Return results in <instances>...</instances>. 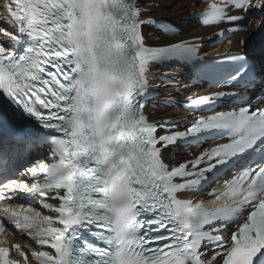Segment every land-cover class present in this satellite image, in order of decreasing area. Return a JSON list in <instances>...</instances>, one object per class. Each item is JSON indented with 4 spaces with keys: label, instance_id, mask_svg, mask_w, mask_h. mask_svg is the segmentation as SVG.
Listing matches in <instances>:
<instances>
[{
    "label": "snow or ice",
    "instance_id": "6c2138e0",
    "mask_svg": "<svg viewBox=\"0 0 264 264\" xmlns=\"http://www.w3.org/2000/svg\"><path fill=\"white\" fill-rule=\"evenodd\" d=\"M200 3L203 24L232 25L221 36L254 11L264 22V0L187 6ZM159 7L0 4V235L36 245L0 246V264H264V96L252 103L264 65L240 51L201 57L199 36L161 43L179 33ZM172 63L207 84L183 124L145 112L151 67ZM13 119L33 131L5 132ZM181 147L186 158L166 163Z\"/></svg>",
    "mask_w": 264,
    "mask_h": 264
},
{
    "label": "bare ground",
    "instance_id": "6f19581e",
    "mask_svg": "<svg viewBox=\"0 0 264 264\" xmlns=\"http://www.w3.org/2000/svg\"><path fill=\"white\" fill-rule=\"evenodd\" d=\"M193 0H157V3L161 5V7L156 8L153 10L152 15L153 16H163V15H172L173 20L175 23H177L178 27L182 28L185 34L180 37H175L171 39H167L161 35L160 40L161 41H176L178 39H186L193 36H198L200 34H207L209 35L214 30H217V28H203L201 26H198L197 24H194V19L191 18L189 14H192L197 9H200L203 7V5L200 3L198 4L197 8L188 7L187 5L191 4ZM172 6V7H171ZM245 20V18L243 19ZM257 22V21H256ZM255 22V23H256ZM253 26H249L247 32L242 35L241 37L243 39H246L247 42L252 39L253 36ZM263 31V30H261ZM260 31V32H261ZM152 39L156 38V35L154 34ZM230 40V39H229ZM240 40L239 38L232 39L231 42L235 43L233 48L238 49L237 41ZM221 46L217 47H210L209 49H204L203 54L208 55L210 52H216ZM226 48V47H225ZM187 85L183 84L182 88H185ZM168 95H174V90L172 88L169 89ZM163 99V98H162ZM175 113V111L168 110L163 113V116H170L171 114ZM12 241L11 238H5L4 243L10 244Z\"/></svg>",
    "mask_w": 264,
    "mask_h": 264
},
{
    "label": "water",
    "instance_id": "95a60500",
    "mask_svg": "<svg viewBox=\"0 0 264 264\" xmlns=\"http://www.w3.org/2000/svg\"><path fill=\"white\" fill-rule=\"evenodd\" d=\"M261 30H263L264 31V22H262V20H261V23H260V26H259V28H258V30L257 31H255V32H253V36H252V39L251 40H249L248 42H247V44H246V47H249V46H251L252 44H253V42L254 41H256V37H257V35L258 34H261ZM261 31V32H260ZM258 33V34H257ZM257 34V35H256ZM259 36V35H258Z\"/></svg>",
    "mask_w": 264,
    "mask_h": 264
},
{
    "label": "rangeland",
    "instance_id": "374dc122",
    "mask_svg": "<svg viewBox=\"0 0 264 264\" xmlns=\"http://www.w3.org/2000/svg\"><path fill=\"white\" fill-rule=\"evenodd\" d=\"M172 7V6H171ZM163 16H167V17H169V18H172L173 16L172 15H163ZM171 20H173V18L171 19ZM174 21V20H173ZM210 46L208 45V46H205L203 49H206V48H209Z\"/></svg>",
    "mask_w": 264,
    "mask_h": 264
}]
</instances>
